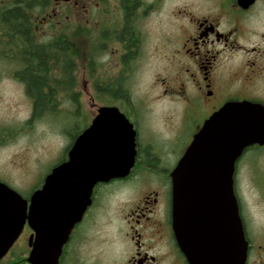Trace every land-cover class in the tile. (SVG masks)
Here are the masks:
<instances>
[{
  "label": "flooded vegetation",
  "instance_id": "af4514ba",
  "mask_svg": "<svg viewBox=\"0 0 264 264\" xmlns=\"http://www.w3.org/2000/svg\"><path fill=\"white\" fill-rule=\"evenodd\" d=\"M163 1L0 0V58L23 65L11 78L23 86L30 100L31 114L25 124L32 125L41 115L24 71V48L30 43H10L1 32H32L35 44L49 52L50 38L40 34L38 40L37 34L58 27L60 71L36 75L42 92L61 100L66 94L68 53L63 27L71 9L78 21L85 14L90 16L93 55L112 47L118 68L101 81L94 56L87 60L96 78L97 99L109 102L94 106L91 122L79 135L101 108L112 107L132 125L135 144L128 174L96 185L90 203L73 220L48 216L46 203L31 199L45 179L34 187L21 202L25 209L15 212L24 216L11 217L9 223L0 218V252L4 251L0 264H190L174 229L172 173L204 123L226 103L247 101L264 108V0H254L247 7L239 0H206L203 13L184 12L170 52L169 81L162 80L154 97L158 102L170 101L169 110L174 113H164L161 125L151 126L140 114L154 109L131 100L130 80L134 63L144 54L145 22L159 15ZM52 106L51 102L44 112ZM184 140L188 144L179 156L175 145ZM234 195L248 244L246 264H264V144L246 148L236 161ZM253 207L262 221L259 227Z\"/></svg>",
  "mask_w": 264,
  "mask_h": 264
},
{
  "label": "water",
  "instance_id": "95a60500",
  "mask_svg": "<svg viewBox=\"0 0 264 264\" xmlns=\"http://www.w3.org/2000/svg\"><path fill=\"white\" fill-rule=\"evenodd\" d=\"M253 1L239 3L247 7ZM254 144H264V108L228 102L204 123L172 173L174 229L190 264H246L234 172L238 158ZM134 156L132 125L117 108L103 107L31 199L45 202L48 216L73 220L90 203L96 185L128 174ZM25 199L0 181V218L9 223L24 216L15 212L25 209Z\"/></svg>",
  "mask_w": 264,
  "mask_h": 264
},
{
  "label": "rangeland",
  "instance_id": "374dc122",
  "mask_svg": "<svg viewBox=\"0 0 264 264\" xmlns=\"http://www.w3.org/2000/svg\"><path fill=\"white\" fill-rule=\"evenodd\" d=\"M205 3L206 0H164L159 15H152L145 22L147 38L144 54L134 63L130 80L131 100L134 103L142 102L149 107L148 110L154 109L150 114H140L145 124L161 125L159 122L164 121V113H174L169 110L170 101L158 102L154 97L159 92L162 80L169 81L170 52L172 43H176L184 12L192 10L203 13L207 7ZM66 16L69 19L63 30L67 41H70L71 51L64 61H71L74 65L70 70L66 65V94L61 100L57 95L52 101L53 106L30 126L25 124L31 114L30 100L23 86L11 78V74L22 70L23 65L17 60L0 58V180L23 197L40 185L52 168L63 160L73 138L91 122L94 106L109 102L106 98L98 100L93 89L96 78L91 76L87 61L94 56L90 16L85 14L83 20L78 21L75 11L71 9L67 10ZM58 30V27L51 26L45 30L46 33L37 34V39H41L40 34L50 38L49 41L59 38ZM111 51L112 47H108L103 49L104 54L94 56L99 65L101 81L117 72ZM55 69L53 71L57 72ZM177 123L173 122V125ZM188 136L189 133L185 139ZM187 144L188 141L184 140L175 145L178 155ZM252 210L256 216L255 225L259 227L262 224L257 219L260 215H257L259 213L254 207Z\"/></svg>",
  "mask_w": 264,
  "mask_h": 264
},
{
  "label": "trees",
  "instance_id": "16d2710c",
  "mask_svg": "<svg viewBox=\"0 0 264 264\" xmlns=\"http://www.w3.org/2000/svg\"><path fill=\"white\" fill-rule=\"evenodd\" d=\"M13 23L15 22L13 21ZM1 34H5V36H7L10 40V43H30L29 46L27 45L24 48V57L27 60V68H25L24 71L29 74L27 77V81L30 82L31 92L33 91L34 97L37 100V112L41 114L37 117H40L44 113L43 108H46V106L50 104L54 99L52 94H45L44 92H42L41 80L36 75V73L44 71H53L54 67H56L55 70L60 71V38H53V40L48 42L52 43L48 52L46 47L35 44L37 42L33 39L32 32L9 30L1 32ZM67 51L68 53H70L71 51V44L69 42H67ZM66 65L68 70H70L71 67L74 66L71 61H66ZM78 135L79 133L73 138L70 147L72 146L73 142L78 137ZM70 147L66 149V153H68Z\"/></svg>",
  "mask_w": 264,
  "mask_h": 264
}]
</instances>
